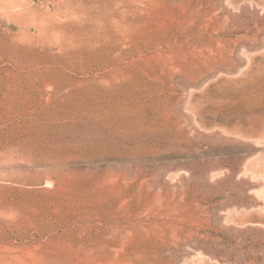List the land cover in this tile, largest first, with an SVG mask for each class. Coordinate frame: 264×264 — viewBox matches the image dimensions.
Here are the masks:
<instances>
[{
    "label": "rangeland",
    "instance_id": "rangeland-1",
    "mask_svg": "<svg viewBox=\"0 0 264 264\" xmlns=\"http://www.w3.org/2000/svg\"><path fill=\"white\" fill-rule=\"evenodd\" d=\"M0 264H264V0H0Z\"/></svg>",
    "mask_w": 264,
    "mask_h": 264
}]
</instances>
